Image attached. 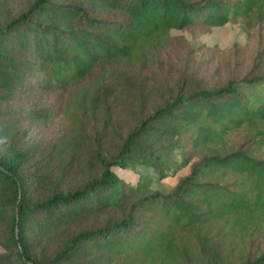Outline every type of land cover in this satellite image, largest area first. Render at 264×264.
I'll list each match as a JSON object with an SVG mask.
<instances>
[{"label":"trees","instance_id":"obj_1","mask_svg":"<svg viewBox=\"0 0 264 264\" xmlns=\"http://www.w3.org/2000/svg\"><path fill=\"white\" fill-rule=\"evenodd\" d=\"M228 23L264 24V0H31L2 22L0 105L71 92L45 158L14 145L16 110L0 111V264H264V66L221 87L179 79L154 109L136 86L171 30ZM133 158L151 169L134 183L118 173Z\"/></svg>","mask_w":264,"mask_h":264},{"label":"rangeland","instance_id":"obj_2","mask_svg":"<svg viewBox=\"0 0 264 264\" xmlns=\"http://www.w3.org/2000/svg\"><path fill=\"white\" fill-rule=\"evenodd\" d=\"M29 1L31 0H0V25L7 18L18 13ZM170 37V45L160 50L157 62L152 68L145 67L135 71V73L142 74L136 79V86L141 90V95L146 97L151 109L160 105L165 97L164 91L178 86L179 79L188 81L191 85L201 82L207 88L221 87L228 81L243 76L253 66H264V24L252 28L238 23H228L213 28L195 26L183 30H171ZM147 69L150 71L147 72ZM146 73L149 74L148 78L143 76ZM144 80L149 81V84L144 85L142 82ZM140 84L144 87L142 88ZM70 92L71 90L67 89L30 93L24 98L16 97L8 105H0V111L2 108L12 107L16 110L14 117L20 120V133L15 137L14 145L28 148L36 154L44 153L43 158H45L48 146L70 127V122L62 109ZM46 109L51 110L55 115L48 123L30 124L21 121L24 111ZM118 111L117 114L115 111L113 122L116 123L115 128H122L120 132H125L131 116L123 112L122 108ZM102 129L103 126H97L98 131ZM106 136H108L107 143L113 142V137L109 136V132ZM167 143H163L161 150L158 151L159 154L166 152ZM167 157L172 158V153ZM70 164L72 166L69 167L71 171L68 179L74 180L79 177L73 172L78 167L72 162ZM150 171L151 169H144L139 165V160L133 158L129 167L126 170H118V173L121 179L134 183L138 174H149ZM186 171L187 169H181L163 180H158L155 175H151V190L168 192L176 184L179 175ZM76 183L74 181V184ZM102 219L103 217L94 218L98 222ZM92 220H88L87 223L91 224ZM252 249L257 253L264 251V240L256 241Z\"/></svg>","mask_w":264,"mask_h":264}]
</instances>
